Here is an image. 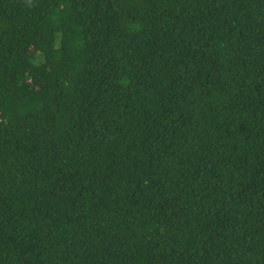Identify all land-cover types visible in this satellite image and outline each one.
<instances>
[{
	"label": "trees",
	"instance_id": "obj_1",
	"mask_svg": "<svg viewBox=\"0 0 264 264\" xmlns=\"http://www.w3.org/2000/svg\"><path fill=\"white\" fill-rule=\"evenodd\" d=\"M0 264H264V0H0Z\"/></svg>",
	"mask_w": 264,
	"mask_h": 264
},
{
	"label": "rangeland",
	"instance_id": "obj_2",
	"mask_svg": "<svg viewBox=\"0 0 264 264\" xmlns=\"http://www.w3.org/2000/svg\"><path fill=\"white\" fill-rule=\"evenodd\" d=\"M193 84L195 85V82H194V80H193Z\"/></svg>",
	"mask_w": 264,
	"mask_h": 264
}]
</instances>
